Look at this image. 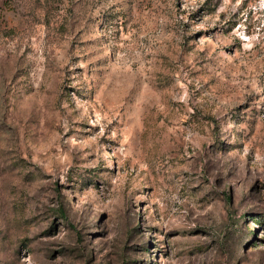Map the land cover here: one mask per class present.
Wrapping results in <instances>:
<instances>
[{"label": "rangeland", "instance_id": "1", "mask_svg": "<svg viewBox=\"0 0 264 264\" xmlns=\"http://www.w3.org/2000/svg\"><path fill=\"white\" fill-rule=\"evenodd\" d=\"M0 264H264V0H0Z\"/></svg>", "mask_w": 264, "mask_h": 264}]
</instances>
